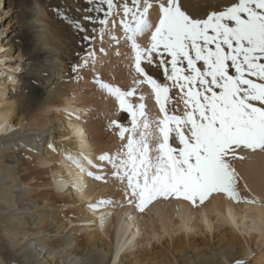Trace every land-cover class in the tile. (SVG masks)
Returning <instances> with one entry per match:
<instances>
[{
    "label": "snow or ice",
    "instance_id": "6c2138e0",
    "mask_svg": "<svg viewBox=\"0 0 264 264\" xmlns=\"http://www.w3.org/2000/svg\"><path fill=\"white\" fill-rule=\"evenodd\" d=\"M86 3L84 11L96 14L82 17L88 27L65 16L81 34L83 47L72 72L91 70L95 90L115 106L112 114L126 116L106 125L120 141L115 151L91 156L83 141L76 152L68 144L48 143L68 168V179L59 175V190L70 183L83 194L85 178L114 182L120 199L101 197L85 205L101 213V227L118 209H130L125 218L130 221L134 213L142 216L157 203L173 201L199 209L219 197L264 209V199L252 193L237 168L252 156H264V0H236L203 14H193L189 0ZM105 44L127 62V89L97 71L108 54ZM148 98L154 100V113ZM67 118L81 121L75 110ZM81 135L74 126L71 136ZM238 256L233 252L224 264H246Z\"/></svg>",
    "mask_w": 264,
    "mask_h": 264
},
{
    "label": "bare ground",
    "instance_id": "6f19581e",
    "mask_svg": "<svg viewBox=\"0 0 264 264\" xmlns=\"http://www.w3.org/2000/svg\"><path fill=\"white\" fill-rule=\"evenodd\" d=\"M36 4L28 6L37 40L27 48L30 52L36 51V57L22 61L20 49L16 56H8L1 51L5 45V50L10 48V43L0 45L1 62L22 61L20 72L28 67L42 80L41 85L33 87L27 83L32 88L25 98L15 92L18 96L8 100L5 88L0 90V264L5 261L7 264H112L113 259L117 264H224L236 251L238 258L249 261L253 249L259 250L264 245V222L261 221L264 209L232 205L219 197L199 209L173 201L157 203L142 216L134 213L130 221L125 218L131 210L118 209L101 227V213L91 212L85 205L118 194L116 188L111 187L107 192L100 182L85 178L82 182L88 187L83 194L74 191L70 183L63 191L59 190V175L68 179V168L60 155L48 149V143L68 144L76 152L81 150L83 141L84 151L95 156L101 150L103 139L97 124L87 123L85 118L93 117L92 110L86 106L95 97L79 92V86L75 90L54 89L63 70L59 50L54 47L59 36L55 37L44 10ZM223 5L227 3H209L208 7L190 11L203 14ZM4 68L12 70L9 64ZM105 68L97 65L101 77L104 72L108 74ZM19 77L12 76L10 85L16 87L15 91H23L28 86ZM7 79L0 78V84H7ZM126 80L127 84L131 83L130 76ZM97 95L103 98L100 93ZM147 104L154 113V100L148 98ZM99 106L103 109L101 114L107 117L115 111L111 101L104 98L100 99ZM72 110L81 116V121L69 122L67 112ZM74 126L83 135L72 137ZM260 161L259 155L250 157L241 174L245 179L249 173V188L264 199V170L258 168ZM116 197L120 199L121 194ZM214 232L219 236L216 242L214 237L210 238ZM205 236L209 238L200 241ZM163 240L166 241L162 243ZM137 246L141 252L137 256L130 254ZM254 258L251 264H259L264 253L259 259Z\"/></svg>",
    "mask_w": 264,
    "mask_h": 264
},
{
    "label": "rangeland",
    "instance_id": "374dc122",
    "mask_svg": "<svg viewBox=\"0 0 264 264\" xmlns=\"http://www.w3.org/2000/svg\"><path fill=\"white\" fill-rule=\"evenodd\" d=\"M221 2H226L227 5H230L231 3L236 2V0H200V1L189 0L188 7H189V10L192 9L195 11V10L202 9L203 7H208L209 3L218 4ZM30 4L31 5L36 4L37 6H39L40 8L44 10L45 15H46V22L50 30H53L55 32V35H56L55 37L59 36L58 38H56L58 42L54 45V47H56L59 50V58L63 64V70H62V77L57 82V84L54 85V89L58 88L62 90H67V89L72 88L75 90L79 88L78 89L79 92L81 91H82L81 93L87 92L89 93L88 95L90 97H93V98L95 97L93 99L94 103H92L93 101L92 100L90 101L89 107L86 106V108L92 110L93 117L89 115V116H86L85 118H87V123L91 122L95 125L97 124L96 127L100 128L98 132L102 133V137H101L103 139L102 141L108 142V144L107 143L103 144V142L101 141V144H100L101 150L98 152V154H100L101 151L104 152V148L106 150L107 147H109L107 148L109 149L108 152L115 151L119 147L120 141L117 139V137L114 134H112L111 132L107 130L106 125H107L108 120H111V119H115L118 122H124V117L126 116V114L121 113L120 115H111V117L109 116L107 117L106 114L102 115L101 112L103 113V109L101 108V106H99V103H100V99H103V98L98 97L97 94H99V92L96 93V90L94 89L93 84L90 82L91 81L90 77L93 76L92 71L82 70L79 73L72 72V65L80 62L78 59L77 53H82L83 47L80 43L81 34L74 30L70 20L66 19L65 16L70 17L75 20H80L82 23H84L85 27H88L89 26L88 23L86 21H83L82 17L88 16V15H96V14L88 13L84 11V9L88 7L86 0H2V10L0 11V45L10 43V45L8 44L10 48L5 50V48L7 47L5 45V48L4 50L1 51V53L6 54L8 56L10 55L16 56L18 50L20 49L22 52L21 57L23 55L22 61H24L25 59H30V58L34 59L36 55L38 54L36 51L30 52V50L27 49L28 47L33 46L37 40L35 26L32 24V21H31V16L33 14L31 11V7H29ZM58 10H60V12H62L63 15L58 14ZM191 12L193 13V11ZM118 33L116 32L117 35L120 34ZM105 48L107 49L108 54L107 56H102L101 59L103 61V67H106L105 69L108 70V74L104 72L102 75V78L107 82L115 83L119 85L120 87L127 89L130 86V84H127V80L125 81L126 77L129 76L127 62L125 61L123 56L117 58L114 55L116 51L115 47L108 48L107 44H105ZM119 51L121 53H125L127 49H125L124 46L121 45L119 48ZM97 54L99 55L98 45H97ZM122 61H123V64H120V62ZM21 62H19L18 60L7 61L6 63L0 61V78L4 80L5 78L6 79L9 78L7 79V84L5 85H3L2 83L0 84V90L2 88H5L7 92L6 98L8 100L11 99V97L18 96L15 94V92L20 93L19 96L20 97L23 96L25 98L27 95H29V93L31 94L30 89L34 85L42 84V80L39 77H37L34 71L32 70L30 71L29 70L30 68L26 67V70H24L25 72L23 73L20 72L21 69H18V68H20ZM125 63L126 65L123 66ZM8 64L12 67V70L11 68H8V69L4 68V66ZM110 69H113V71ZM119 70L121 71L119 72ZM148 70L150 71V74L154 76L162 75V73L156 72L154 69H148ZM99 74L101 75L102 72ZM11 75L15 77L21 76L23 79L24 85L27 86L29 84L32 87L28 85L27 86L28 88L26 87V89H24L23 91H20V90L15 91L16 87L10 85V83H12L11 81H13V78ZM76 75H81L84 77V79L81 81H77L73 79V77ZM177 104H179L178 101H177ZM114 110H115V106H113L112 111ZM97 115H99L100 117ZM96 117L100 119L98 120ZM88 118L90 121L88 120ZM102 145H106V147H103ZM259 157H261V161H260L261 166H259L258 168L261 170H264V156L259 155ZM244 165H245V162H243V164L237 163V168L240 172H242L243 170L244 171L246 170V167ZM245 180L247 181V183L250 182V176L248 172L245 175ZM100 184H102L104 187L107 188L106 189L107 192H109L111 187L116 188V185L114 182L108 185H105L102 182H100ZM241 190L243 192L242 183H241ZM115 193H118V194L112 195L114 199L117 198L116 196H118L120 192L116 191ZM213 237H214L213 242H216V240L219 238L216 232H214L213 236H211L210 238L212 239ZM207 238H209V236L200 237V241L204 242L206 241ZM165 241L166 240H163L162 243H164ZM167 242H170L168 238H167ZM253 251H254L253 255H250V257L248 258L249 261L245 260L247 264H251L253 262L252 259L254 257H255L254 259L260 258V255L264 253V245L260 246L259 250L253 249ZM140 252H141L140 247L137 246L132 250L130 254L137 256ZM5 253L7 257L8 250L7 252L5 251ZM259 264H264V259L259 261Z\"/></svg>",
    "mask_w": 264,
    "mask_h": 264
}]
</instances>
